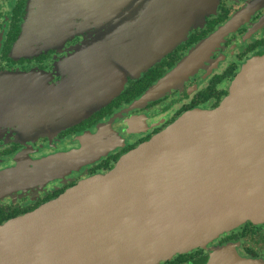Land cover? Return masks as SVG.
<instances>
[{"label": "water", "instance_id": "95a60500", "mask_svg": "<svg viewBox=\"0 0 264 264\" xmlns=\"http://www.w3.org/2000/svg\"><path fill=\"white\" fill-rule=\"evenodd\" d=\"M210 1L33 0L24 28L35 46L39 31L41 42L56 43L74 28L102 29L104 39L88 42L96 60L101 43L126 36L121 32L134 20L130 36L152 65L206 20ZM145 5L134 18L133 8ZM202 55L192 51L145 98L171 90L197 70ZM77 87L84 90L85 82H72L73 107ZM100 151L90 147L64 161H89ZM20 172L19 166L13 174ZM3 182L0 176L1 190ZM247 221L264 223V55L243 66L217 108L186 112L112 171L0 226V264H160ZM227 253L221 249L209 264H241Z\"/></svg>", "mask_w": 264, "mask_h": 264}, {"label": "flooded vegetation", "instance_id": "af4514ba", "mask_svg": "<svg viewBox=\"0 0 264 264\" xmlns=\"http://www.w3.org/2000/svg\"><path fill=\"white\" fill-rule=\"evenodd\" d=\"M32 2L0 0V226L87 178L112 171L123 156L186 112L217 108L243 66L264 55V0H214L206 20L193 25L181 44L152 65L130 36L134 20L121 32L126 36L107 39V47L101 43L96 60L88 42L104 39L99 38L102 29L74 28L56 43L41 42L39 31L35 46L24 28ZM146 7L133 8L134 18ZM194 50L203 52L197 70L163 96L145 98ZM94 68L99 72L90 74ZM73 81L78 86L85 82L84 90L76 88V107ZM91 107L93 111L82 115ZM90 147L101 148L100 155L64 161L68 154ZM19 166L23 173L15 177ZM223 248L230 260L234 254L241 264H264V223L247 221L160 264H209Z\"/></svg>", "mask_w": 264, "mask_h": 264}, {"label": "rangeland", "instance_id": "374dc122", "mask_svg": "<svg viewBox=\"0 0 264 264\" xmlns=\"http://www.w3.org/2000/svg\"><path fill=\"white\" fill-rule=\"evenodd\" d=\"M210 3H214V0H212V2L210 1ZM214 7V5L212 4V6H210V8H208L209 12L211 13V9ZM207 15H209V13H207ZM206 15V16H207ZM85 113H82V115Z\"/></svg>", "mask_w": 264, "mask_h": 264}]
</instances>
